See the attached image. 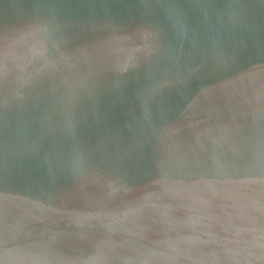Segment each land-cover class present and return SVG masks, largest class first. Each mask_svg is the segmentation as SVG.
<instances>
[{
	"label": "water",
	"instance_id": "water-1",
	"mask_svg": "<svg viewBox=\"0 0 264 264\" xmlns=\"http://www.w3.org/2000/svg\"><path fill=\"white\" fill-rule=\"evenodd\" d=\"M0 264H264V0H0Z\"/></svg>",
	"mask_w": 264,
	"mask_h": 264
}]
</instances>
